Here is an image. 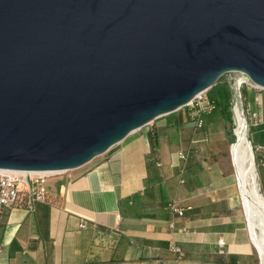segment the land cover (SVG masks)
<instances>
[{
    "label": "water",
    "instance_id": "1",
    "mask_svg": "<svg viewBox=\"0 0 264 264\" xmlns=\"http://www.w3.org/2000/svg\"><path fill=\"white\" fill-rule=\"evenodd\" d=\"M236 78L264 88V0H0V170H77Z\"/></svg>",
    "mask_w": 264,
    "mask_h": 264
},
{
    "label": "crops",
    "instance_id": "2",
    "mask_svg": "<svg viewBox=\"0 0 264 264\" xmlns=\"http://www.w3.org/2000/svg\"><path fill=\"white\" fill-rule=\"evenodd\" d=\"M182 119H156L85 169L49 177L44 204L28 212L22 199L0 219V264H172V245L181 264H257L230 175ZM257 179L264 199L262 166Z\"/></svg>",
    "mask_w": 264,
    "mask_h": 264
},
{
    "label": "built area",
    "instance_id": "3",
    "mask_svg": "<svg viewBox=\"0 0 264 264\" xmlns=\"http://www.w3.org/2000/svg\"><path fill=\"white\" fill-rule=\"evenodd\" d=\"M231 100L230 111L235 124V111H240L244 117L247 126V137L253 155V161L257 167H264V145H255L250 142V129H264V106L260 103L263 99L264 88L258 87L246 82L240 78H236L231 82ZM247 93L253 94L252 102H247ZM187 113V119L191 123L193 132L203 131L205 121L216 110V104L207 96V92L195 96L184 108ZM234 131V130H233ZM208 139L204 138V142ZM191 155V151L179 152L177 158L186 162ZM159 166V165H158ZM55 173H27L0 170V219L9 211H11L18 202L24 203V208L28 212H33L36 205L44 204L46 201V182L49 177ZM169 211L178 217L184 215V210L176 203L168 205ZM82 229L84 225L80 226ZM173 228V224H170ZM220 244H223L220 242ZM171 252L177 258L172 264H181L182 252L176 245H172ZM168 264V263H160Z\"/></svg>",
    "mask_w": 264,
    "mask_h": 264
},
{
    "label": "bare ground",
    "instance_id": "4",
    "mask_svg": "<svg viewBox=\"0 0 264 264\" xmlns=\"http://www.w3.org/2000/svg\"><path fill=\"white\" fill-rule=\"evenodd\" d=\"M234 119L235 135L238 137L239 142L234 148L233 156L242 195V206L253 236V245L257 251V257H259V263L264 264V199L259 195L257 174L254 170L253 155L247 137L245 119L237 110Z\"/></svg>",
    "mask_w": 264,
    "mask_h": 264
},
{
    "label": "rangeland",
    "instance_id": "5",
    "mask_svg": "<svg viewBox=\"0 0 264 264\" xmlns=\"http://www.w3.org/2000/svg\"><path fill=\"white\" fill-rule=\"evenodd\" d=\"M252 99H253V94L247 93V102H252ZM260 103L263 104L264 106L262 98L260 99ZM181 115L183 118L181 120L182 126L183 128L187 130V132H189V135L187 136L189 137L191 136L193 129H192L191 123L189 121L184 120L185 119L184 115H187L185 109H180L179 111L168 115V117H177V116L180 117ZM235 129L236 127H235L234 121H233V126L231 127L229 124L225 123L221 119L216 118V119L209 120V118H207L205 121V127L203 131L201 132L204 135H206L208 138L206 145L212 150V154H213L212 158L214 159L215 162L219 163V165L223 167L224 171L230 175L229 178L232 179L233 181V184H234L233 200H234V205H235L234 209L238 215L239 220L243 223L245 227V222H244V217H243V215L245 216V213H244L243 206H242V195L240 193V185H239V181H238L237 174H236V169L234 165V156H233L234 148L239 142L238 137L235 135ZM249 138L252 144L264 143V140L261 136L260 129H255V128L250 129ZM105 156L106 154L99 156L96 159H94L92 162H90L89 164L80 168L79 170H75L73 172H67L66 175L74 174L82 169H85L86 167L92 165L95 161H99L103 159ZM254 168H255L254 170H256L255 174H257L258 167L256 163H254ZM256 178H257V175H256ZM261 190L262 189H260L259 187V195H261ZM245 220H246V217H245ZM246 225L248 229L250 230L247 220H246ZM256 255H257V251H256ZM257 259H258L257 264H260L259 257H257Z\"/></svg>",
    "mask_w": 264,
    "mask_h": 264
},
{
    "label": "trees",
    "instance_id": "6",
    "mask_svg": "<svg viewBox=\"0 0 264 264\" xmlns=\"http://www.w3.org/2000/svg\"><path fill=\"white\" fill-rule=\"evenodd\" d=\"M231 95L230 86L227 84L216 85L207 91L208 98L216 104L215 112L209 117L211 120L221 119L231 127L233 126L232 113L230 111Z\"/></svg>",
    "mask_w": 264,
    "mask_h": 264
}]
</instances>
